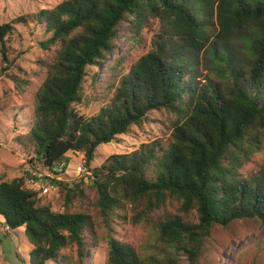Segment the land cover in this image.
I'll list each match as a JSON object with an SVG mask.
<instances>
[{
	"label": "trees",
	"instance_id": "16d2710c",
	"mask_svg": "<svg viewBox=\"0 0 264 264\" xmlns=\"http://www.w3.org/2000/svg\"><path fill=\"white\" fill-rule=\"evenodd\" d=\"M149 20L159 23L151 49L122 71L95 115L79 114L74 106L82 103L87 69L107 61L122 33L140 40ZM28 23L42 32L39 47L53 55L44 62L24 136L25 152L34 153L26 164L54 175L48 181L55 192L48 197L29 188L26 170L0 181L3 226L24 228L28 264H85L88 248L98 244L96 224L70 211L84 197L85 179L109 230L114 218L152 223L162 247L158 257H143L110 237L108 264H182L180 251L186 264H199L214 226L240 219L264 225V173H243L264 149V0H62L0 24L1 62L8 63L16 26ZM152 111L165 112L168 143L152 141L92 167L100 145ZM69 154L81 156L79 178L56 179Z\"/></svg>",
	"mask_w": 264,
	"mask_h": 264
},
{
	"label": "rangeland",
	"instance_id": "374dc122",
	"mask_svg": "<svg viewBox=\"0 0 264 264\" xmlns=\"http://www.w3.org/2000/svg\"><path fill=\"white\" fill-rule=\"evenodd\" d=\"M61 1L0 0V24L22 15L36 14ZM15 30L14 41L7 50L8 63L0 60V181L25 176L24 171L28 168L26 159L34 157V153L25 152L30 147L24 136L33 121L35 97L45 76L44 62H48L53 55L52 51H45L37 44L43 36L33 23H28L26 27L16 26ZM158 30V21L149 20L141 31L140 40L132 39L129 33H122L117 39L116 50L107 61L98 67L87 69L88 75L82 84V103L74 106L79 114L88 117L99 111L112 96L122 71L129 70L151 49L152 38ZM118 59L122 61L119 68L115 67ZM147 117L140 126H131L126 134L117 136L113 142L100 145L96 149L92 167L99 168L110 155L130 153L140 145L152 141L168 143L169 130L165 112L152 111ZM68 156L70 160L64 173L66 179H78L82 170L81 156ZM254 172L264 173V149L243 169L244 175ZM44 181H37L38 184L34 186L36 190ZM84 182L81 186L84 197L77 198L70 211L89 214L96 224L98 244L88 248L85 264H108L110 237L130 245L140 256L158 257L162 247L154 242L153 224H133L114 218L109 230L96 206L95 191L90 188L88 179ZM50 194L53 193L46 196H54ZM51 200L54 202L55 197ZM52 210L62 211L55 204ZM168 210L171 214H176L175 207H168ZM128 214L131 216L130 212ZM188 217L190 220L194 219L192 215ZM203 248L199 264H264V225L254 219H240L232 221L227 227L214 226L204 241ZM30 250L31 245L24 234V228H4L0 217V264H28ZM64 252L73 257L75 255L74 249ZM179 257L182 264L187 263L182 251Z\"/></svg>",
	"mask_w": 264,
	"mask_h": 264
},
{
	"label": "built area",
	"instance_id": "2783aa9c",
	"mask_svg": "<svg viewBox=\"0 0 264 264\" xmlns=\"http://www.w3.org/2000/svg\"><path fill=\"white\" fill-rule=\"evenodd\" d=\"M26 171L29 175V178H27V180H26V184L29 188L36 190V188L34 186L36 184H38L37 181L45 180L44 184L37 188V190L40 191V194L41 195H47L50 192H52V193L55 192V186L48 181V179H53L55 177L54 175H52L51 173H48V172L43 173L41 175L40 174L38 175L30 167H28L26 169ZM65 171L66 170H62V165H61L59 168V173H61V174H59V176H57L56 179H60L62 174L66 175V174H64V173H66Z\"/></svg>",
	"mask_w": 264,
	"mask_h": 264
}]
</instances>
